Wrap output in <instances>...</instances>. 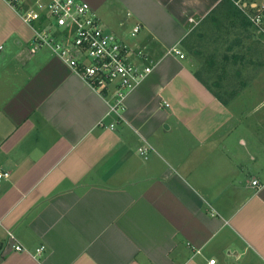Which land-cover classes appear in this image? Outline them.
I'll return each instance as SVG.
<instances>
[{
  "label": "crops",
  "instance_id": "obj_1",
  "mask_svg": "<svg viewBox=\"0 0 264 264\" xmlns=\"http://www.w3.org/2000/svg\"><path fill=\"white\" fill-rule=\"evenodd\" d=\"M84 1L153 70L110 114L0 0V264H264V79L225 105L182 45L221 0ZM254 86L246 132L230 103Z\"/></svg>",
  "mask_w": 264,
  "mask_h": 264
},
{
  "label": "built area",
  "instance_id": "obj_2",
  "mask_svg": "<svg viewBox=\"0 0 264 264\" xmlns=\"http://www.w3.org/2000/svg\"><path fill=\"white\" fill-rule=\"evenodd\" d=\"M21 17L34 25L31 51L49 48L60 57L89 86L101 94L109 103V113L121 116L128 95L152 72L153 66L134 62L136 51L128 44L108 33L92 6L84 0H5ZM252 23L264 33V9L256 8L253 1L234 0ZM194 21L193 19H191ZM36 24V26H35ZM139 26L134 28V34ZM180 57L185 55L174 48ZM111 127L114 125L111 124ZM152 146L148 143L139 148V154L148 157ZM8 171L0 170V181L8 178ZM252 184L258 186V180ZM8 240H15L12 232H7ZM14 243V242H13ZM3 243L0 240V247ZM16 251H25L19 243H14ZM44 250H37L40 254ZM211 259L208 264H215Z\"/></svg>",
  "mask_w": 264,
  "mask_h": 264
},
{
  "label": "rangeland",
  "instance_id": "obj_3",
  "mask_svg": "<svg viewBox=\"0 0 264 264\" xmlns=\"http://www.w3.org/2000/svg\"><path fill=\"white\" fill-rule=\"evenodd\" d=\"M218 19L221 21L216 23ZM235 23L228 22L221 12H217L213 19H205L199 23L190 39L193 51L189 52V55L200 63L204 78L213 88L223 92L224 96L229 94L230 88L240 91L246 82L253 81V84H256L255 79H264V64H261L264 63V38L257 34L259 28L253 24L254 26L243 29L238 22ZM261 26L264 27V21ZM239 36L243 40L239 44L234 43ZM225 54L228 58L224 57ZM237 55H242V58H236ZM208 68H212L211 71ZM254 88L255 86L251 87L252 90L250 89L251 92L247 96L248 92L245 91L244 96L241 95L230 103L236 113L235 122L240 129L245 128L246 132L250 130L247 126L249 119H246V109H252L262 99ZM253 90L255 93H252Z\"/></svg>",
  "mask_w": 264,
  "mask_h": 264
},
{
  "label": "trees",
  "instance_id": "obj_4",
  "mask_svg": "<svg viewBox=\"0 0 264 264\" xmlns=\"http://www.w3.org/2000/svg\"><path fill=\"white\" fill-rule=\"evenodd\" d=\"M221 10L222 16H224L227 21H232V24H236L235 22H238L239 26L243 27V29H247L250 26H254L252 21L248 18V16L245 14V12L234 2V0H221L219 4L212 9V11L205 17V19H211L214 15L217 14L218 11ZM221 20L218 19L215 22L219 23ZM194 36L193 32L186 38L184 41H182V45L188 49V51H193V44H191L190 39ZM239 39H237L234 43H237ZM225 58H228V55H224ZM236 58H242V55L235 56ZM212 68H208V70L211 71ZM197 78H199L215 95L218 97L225 105H228V101L223 98L222 93L220 90H216L212 87V85L209 83V81L204 78L201 71L196 72ZM237 91L232 90L230 92V97L228 99L233 98L236 95Z\"/></svg>",
  "mask_w": 264,
  "mask_h": 264
}]
</instances>
